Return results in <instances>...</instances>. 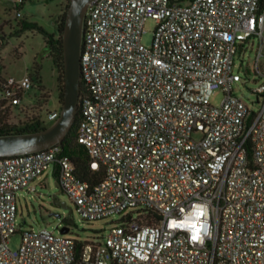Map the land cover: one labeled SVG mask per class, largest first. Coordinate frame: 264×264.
Here are the masks:
<instances>
[{
	"label": "built area",
	"instance_id": "obj_1",
	"mask_svg": "<svg viewBox=\"0 0 264 264\" xmlns=\"http://www.w3.org/2000/svg\"><path fill=\"white\" fill-rule=\"evenodd\" d=\"M29 1L11 0L16 20ZM252 76L250 105L235 85ZM34 86L2 78L0 126L22 127ZM75 139L88 180L60 144L0 156V264H264V0H92ZM48 170L83 220L118 216L105 236L23 229L19 195Z\"/></svg>",
	"mask_w": 264,
	"mask_h": 264
},
{
	"label": "rangeland",
	"instance_id": "obj_2",
	"mask_svg": "<svg viewBox=\"0 0 264 264\" xmlns=\"http://www.w3.org/2000/svg\"><path fill=\"white\" fill-rule=\"evenodd\" d=\"M68 0H31L22 8L23 17L19 20L14 18L13 4L11 0H4L0 4V74L2 78L13 76L23 77L26 73H31L36 78L34 62L41 66L38 74L37 86L30 89L25 101H30V107L14 116V120L20 121L22 127H27L36 121L42 120V125L52 124L46 116L47 110L53 107H60L58 101V70L53 65L52 58L47 56L45 49L44 35L35 29H25L18 33L20 29L18 21L37 22L46 30L57 33L58 24L64 14ZM6 8V9H5ZM11 9V10H10ZM14 26V27H13ZM155 22L147 21L145 28L147 32L143 34V42L151 44ZM257 45L245 54L246 65L252 62L256 55ZM36 59V60H35ZM239 58L237 59V61ZM38 65V66H39ZM262 79L259 77L248 80L245 83L235 85L237 94L243 98L247 104H252L257 94L254 90L260 86ZM222 93L217 91L211 98L213 104H220ZM5 119V118H4ZM38 190L35 193L22 192L18 200V222L24 230L48 227L58 234L60 229L69 225L68 235L81 240L103 237L107 234L111 226L118 222V216L107 217L95 221H85L77 212L74 204L69 199L65 191L60 190L57 185L56 176L48 170L40 179L35 180ZM58 193V199L66 202L72 208L71 218L73 223H67L64 218L68 216L70 209L55 203L53 194ZM54 213H60L58 217ZM22 233L18 231L9 238V245L12 249H17L21 244Z\"/></svg>",
	"mask_w": 264,
	"mask_h": 264
},
{
	"label": "water",
	"instance_id": "obj_3",
	"mask_svg": "<svg viewBox=\"0 0 264 264\" xmlns=\"http://www.w3.org/2000/svg\"><path fill=\"white\" fill-rule=\"evenodd\" d=\"M92 0H69L66 11L65 25L62 32L65 97L61 104V113L48 127L20 132L0 134V156H12L31 153L47 149L60 144L73 129L79 112V96L81 89V54L83 49L85 16ZM57 185L60 187L59 182ZM61 190V187H60ZM55 203L69 208V214L64 218L67 223H73L72 208L58 199V193L53 194ZM61 217L60 213H54ZM61 231L67 233L69 226L65 225Z\"/></svg>",
	"mask_w": 264,
	"mask_h": 264
},
{
	"label": "trees",
	"instance_id": "obj_4",
	"mask_svg": "<svg viewBox=\"0 0 264 264\" xmlns=\"http://www.w3.org/2000/svg\"><path fill=\"white\" fill-rule=\"evenodd\" d=\"M69 6V0L68 4L66 5V9L64 11V14L61 16L60 22L58 24V30L57 33H52L46 30L44 27L39 25L37 22H28L26 20H21L17 22V25L20 26V29L18 33H21L25 29H35L41 32L44 35L46 50H48L50 57L52 58L53 65L58 70V101L60 105L64 101L65 97V90H66V83H65V75H64V54H63V36L62 32L64 30L65 25V18H66V11ZM14 27V26H13ZM34 62L33 69L35 70L36 78L34 76V79L36 82H38V72L41 69V66ZM37 72V73H36ZM32 75V74H31ZM2 82V77L0 74V85ZM42 122L36 121L30 126L27 127H6V126H0V134H9V133H20V132H27V131H34V130H40L43 128L48 127L49 125H42ZM76 134V123L69 133V135L63 140L62 143H60L61 147L63 148L64 153L69 154L74 158V162L76 164V168L78 173L85 179L88 180L90 177H94V175L91 174L90 168L88 166L87 160L88 156L85 152V149L82 145L78 144L75 139Z\"/></svg>",
	"mask_w": 264,
	"mask_h": 264
},
{
	"label": "flooded vegetation",
	"instance_id": "obj_5",
	"mask_svg": "<svg viewBox=\"0 0 264 264\" xmlns=\"http://www.w3.org/2000/svg\"><path fill=\"white\" fill-rule=\"evenodd\" d=\"M48 2H49V0H47ZM45 51H46V53H47V56H50V54H49V52H48V50H46V45H45V49H44ZM36 60V59H35Z\"/></svg>",
	"mask_w": 264,
	"mask_h": 264
}]
</instances>
